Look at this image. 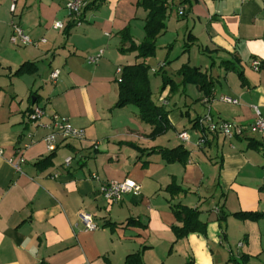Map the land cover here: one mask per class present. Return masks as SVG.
Instances as JSON below:
<instances>
[{
	"label": "crops",
	"instance_id": "crops-1",
	"mask_svg": "<svg viewBox=\"0 0 264 264\" xmlns=\"http://www.w3.org/2000/svg\"><path fill=\"white\" fill-rule=\"evenodd\" d=\"M179 1L173 0L175 16L168 14L157 37L164 57L151 66L150 58L118 51L129 46L119 35L125 28L136 44L144 39L147 13L137 0H104L97 10H83L80 27L54 0H0V264H231L240 255L249 257L248 264H264V217L232 216L264 215L262 140L246 134L225 139L196 125L208 109L215 121L243 126L254 121L255 108L264 115V66L252 67L253 61L264 62V0ZM12 21L32 40L46 42L11 44ZM56 21L65 25L63 31L53 29ZM99 51V62L88 64L86 57ZM140 62L175 84L173 91L161 86L153 95L173 127L155 139L148 138L152 127L134 106L115 108L117 68ZM184 65L207 75L210 95L181 83L177 73ZM21 67L24 72L17 73ZM54 70L59 76L51 80ZM33 106L46 114L38 123L27 118ZM52 114L83 129L84 139H58L49 152L43 139L50 130L43 125ZM182 132L187 142L179 139ZM179 146L189 152L185 165L150 154ZM19 157L24 162L16 170L8 159ZM67 157L73 158L70 166H64ZM124 179L140 191L109 203L101 185ZM171 183L186 193L171 198ZM174 204L198 209L206 236L176 240ZM220 211L227 215L224 241ZM81 215H89L97 229L86 231Z\"/></svg>",
	"mask_w": 264,
	"mask_h": 264
},
{
	"label": "trees",
	"instance_id": "trees-1",
	"mask_svg": "<svg viewBox=\"0 0 264 264\" xmlns=\"http://www.w3.org/2000/svg\"><path fill=\"white\" fill-rule=\"evenodd\" d=\"M104 0H92L84 8L87 10H97L101 7ZM190 0H180L179 5L189 4ZM173 5V0H137V8H142L146 13L144 20V39L141 43L136 44L130 34L129 28H125L119 32L121 43H128L127 48H119L118 51L123 54L136 53V59L152 58L156 52V40L166 29V19L169 11ZM190 45H186L189 48ZM264 66V62H260V67ZM24 72L21 67L17 73ZM182 76V84H193L200 91L206 95H210L212 91L213 82L207 78V75L201 73L199 69H193L184 65L177 73ZM239 77L241 74L239 73ZM120 82H118V100L115 104V108L121 109L127 106H134L138 110L140 120L152 127V132L148 135L149 139H155L159 136L166 134L172 130L173 127L168 119V114L163 108L153 100V95L150 87L149 79V66L144 62L134 63L122 67ZM169 85L170 91H173L175 84L168 77L162 76V87ZM196 125L198 123L196 122ZM264 147V145L261 143ZM129 146L143 152L142 149L136 147L133 144ZM264 150V148H263ZM159 153L162 158L168 163L179 162L185 165L189 152L182 146L174 149H152L150 154ZM166 191L171 198L186 193L183 189L177 186L175 183H171ZM171 211L177 222L176 225L171 227V230L176 240L185 238L188 234L197 233L202 236H206L207 223L200 219V212L198 209L190 208L181 204L171 205ZM221 216L218 218L219 226L221 229V239L224 241L225 237V221L227 215L220 211ZM234 218L241 220H258L263 218L264 215L255 212H240L232 215ZM133 223L132 220L127 222V225ZM231 264H248L249 257L247 255H240L239 258H230Z\"/></svg>",
	"mask_w": 264,
	"mask_h": 264
},
{
	"label": "built area",
	"instance_id": "built-area-1",
	"mask_svg": "<svg viewBox=\"0 0 264 264\" xmlns=\"http://www.w3.org/2000/svg\"><path fill=\"white\" fill-rule=\"evenodd\" d=\"M86 6L85 0H70L66 3L65 9L67 11V16L74 24L75 27H80L82 24V15L83 10ZM10 13L15 12V4L12 3L10 5ZM179 15H183V10L180 9L178 11ZM11 35L9 41L11 44L16 46H27V45H37L38 43H45V39H40L39 42L32 40L22 29V27L12 21L11 22ZM54 30L63 31L65 29V25L60 22L56 21L52 25ZM103 52L99 51L94 56L86 57V62L88 64L96 65ZM260 66V62L253 61L252 67L255 70H258ZM122 69L117 68L116 75L118 76V82H120V75ZM59 76V70H54L50 74L51 80H56ZM223 102L236 104L237 101L234 99H230L228 97L221 98ZM255 119L249 125L243 126L237 123L228 122V121H215L208 109L207 112L198 118L197 123L198 125L207 133L211 135H219L221 134L225 139H233L239 138L245 134V132L249 131L253 134H257L262 139V144L264 145V115L259 111L258 108H255ZM46 117L45 111L43 108L39 106H33L30 113L28 114V120L32 123H38L42 118ZM43 127L50 130L44 139L43 142L46 146V149L49 152H53L56 149V145L58 139L62 140H81L85 137V131L81 128L72 127L70 124L67 123V119L64 117L59 116L58 114H52L49 117V123L43 125ZM179 139L183 142H187L189 137L187 133L182 132L178 135ZM0 155H2V150L0 149ZM73 158L67 157L64 160V166H70ZM8 162L13 165L16 170H20V165L24 162L22 157L18 159H8ZM93 179H97L96 175H92ZM264 190V178L262 184ZM140 191V186L133 181L132 179H124L123 181H106L100 187L101 195L109 202V203H116L122 199L124 194L129 193H138ZM81 222L84 224V229L86 231H94L97 229V225L92 221L89 215H81L80 216ZM242 244L239 243L238 247Z\"/></svg>",
	"mask_w": 264,
	"mask_h": 264
},
{
	"label": "rangeland",
	"instance_id": "rangeland-1",
	"mask_svg": "<svg viewBox=\"0 0 264 264\" xmlns=\"http://www.w3.org/2000/svg\"><path fill=\"white\" fill-rule=\"evenodd\" d=\"M68 1H70V0H54V2L56 3V4H58L59 6H61V10H62V7H65V5H66V3L68 2ZM90 1H92V0H90ZM142 9V8H141ZM143 10V9H142ZM183 10V9H182ZM64 11V13H65V15H67V11H66V9L65 10H63ZM66 11V12H65ZM144 11V10H143ZM145 12V11H144ZM175 9H173V11H169V13L168 14H172V16H175ZM67 18H69L68 16H67ZM61 22V21H60ZM138 23H139V21L138 20H135V22H134V25H133V32L135 33V34H137V30H138V28H137V25H138ZM142 28V27H141ZM140 28V29H141ZM160 42H159V40H157V42H156V52H155V55L152 57V58H150L151 60H150V64H151V66L152 65H155V60L157 59V60H159V59H162L163 57H164V52H160ZM176 58H173V56H172V58H170V61L172 60V64L173 63H176V60H175ZM170 63V64H171ZM181 69V68H180ZM179 69V70H180ZM162 76H163V73L162 72H160V73H158V74H154L153 73V70H152V68L151 67H149V79L151 80V83H150V87H151V92H152V95H154L155 97L158 95V93H159V91L161 90V86H162ZM154 78H156V83L157 84H159V89H156L154 86H152V85H154L153 83L155 82L154 81ZM246 134V135H245ZM245 136L244 137H246V138H250V137H254V138H260V136L259 135H257V134H253V133H251V132H249V131H247V132H245ZM243 137V138H244ZM261 139V138H260ZM262 140V139H261Z\"/></svg>",
	"mask_w": 264,
	"mask_h": 264
}]
</instances>
